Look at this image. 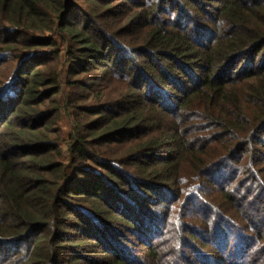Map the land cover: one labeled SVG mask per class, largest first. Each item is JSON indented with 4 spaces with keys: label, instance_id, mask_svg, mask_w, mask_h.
Instances as JSON below:
<instances>
[{
    "label": "trees",
    "instance_id": "trees-1",
    "mask_svg": "<svg viewBox=\"0 0 264 264\" xmlns=\"http://www.w3.org/2000/svg\"><path fill=\"white\" fill-rule=\"evenodd\" d=\"M0 264H264V0H0Z\"/></svg>",
    "mask_w": 264,
    "mask_h": 264
},
{
    "label": "rangeland",
    "instance_id": "rangeland-1",
    "mask_svg": "<svg viewBox=\"0 0 264 264\" xmlns=\"http://www.w3.org/2000/svg\"><path fill=\"white\" fill-rule=\"evenodd\" d=\"M64 131H65V134L67 135L68 132H69V128H66ZM64 155H65V158L67 159L68 156H67V152L66 151L64 152Z\"/></svg>",
    "mask_w": 264,
    "mask_h": 264
}]
</instances>
